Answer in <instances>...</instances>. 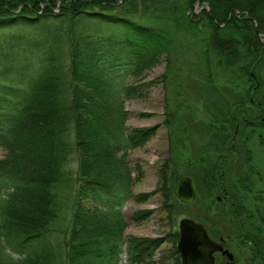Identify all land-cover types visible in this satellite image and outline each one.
Masks as SVG:
<instances>
[{"label":"trees","instance_id":"1","mask_svg":"<svg viewBox=\"0 0 264 264\" xmlns=\"http://www.w3.org/2000/svg\"><path fill=\"white\" fill-rule=\"evenodd\" d=\"M197 4L210 13L196 14ZM1 33L23 39L0 38V93L9 92L0 96L7 152L0 159V264H119L126 245L131 261L156 264L151 259L167 241L181 264L178 230L166 238L125 237L121 211L130 201L147 203L160 193L171 222L189 206L174 195L184 176L174 163L161 171L155 192L134 193L144 172L129 152L157 128L127 127L125 103L141 96L145 72L172 63L177 51L201 60L209 77L211 53L227 68L241 62L250 91L228 111L237 132L222 138L235 151L247 124L264 126V99L256 100L264 90V0H0ZM191 48L199 54L191 56ZM220 166L203 165L191 177L199 196L209 179V197L220 189L233 206L234 192L223 183L227 166ZM67 195L72 214L61 231ZM153 213L137 210L131 222Z\"/></svg>","mask_w":264,"mask_h":264},{"label":"rangeland","instance_id":"2","mask_svg":"<svg viewBox=\"0 0 264 264\" xmlns=\"http://www.w3.org/2000/svg\"><path fill=\"white\" fill-rule=\"evenodd\" d=\"M206 7L197 4L196 14L203 12ZM220 26L224 27L223 24ZM28 34L29 32L25 33L26 37ZM9 35L4 36V33H1V42L23 39L18 34L11 38ZM29 41L30 39L26 38L25 43ZM183 51H177L173 55L172 63L164 60L145 72L144 80L140 82L144 84L141 96L125 103L128 113L127 127L157 128L154 137L144 147L129 152L131 163L140 165L144 172L133 191L135 194L155 192L161 183V171L168 168L169 163H174L184 174L183 177H191L192 174L200 172L203 165L205 168L212 167V164L220 162L219 169L227 166L223 183L225 182L227 189L234 192L236 202L233 206L225 202L223 191L220 189H212L213 197H209V184L213 183L209 179L205 180L207 185L204 187H207V191L199 196L197 190L195 202L181 210L183 214L176 222H171L169 216L162 211L160 193L152 195L147 203L136 204L130 201L121 211L128 224L125 237L166 238L172 230L179 231L180 220L188 217L206 224L211 234L217 238L225 237L228 243L233 245L235 252L242 256L244 264H264L263 254L259 253V249L254 248L246 237L248 234L264 237V126L247 124L241 130L242 134L237 137V149L231 153L228 150L229 142L228 145L222 144L223 137L230 138L238 130L239 126L236 130L228 111L230 109L235 112L236 108L241 106L240 98L248 96L251 82L241 70V62L227 68L220 63L215 52L211 53L209 77L208 68H203L201 60L188 59ZM196 53L191 48V56ZM7 93L9 92L4 90L0 96ZM260 99H264V90L257 94L256 100ZM245 110L263 114V110L253 104H246ZM230 115L232 120L236 121L233 113ZM168 119L175 121L170 128L166 124ZM6 154L0 146V159ZM69 188V185H65L63 189L68 191ZM220 197L222 202L219 201ZM66 198V202L71 203L72 197L67 195ZM70 206L72 203L69 204V209L63 212L65 220L60 219L57 225L61 231L68 229L72 214ZM137 210H153L154 213L150 220L136 224L131 222V215ZM171 249L167 241L157 250L151 259L152 262L176 264ZM128 252L126 245L119 264H138L129 259Z\"/></svg>","mask_w":264,"mask_h":264},{"label":"water","instance_id":"3","mask_svg":"<svg viewBox=\"0 0 264 264\" xmlns=\"http://www.w3.org/2000/svg\"><path fill=\"white\" fill-rule=\"evenodd\" d=\"M206 9L210 12L209 6ZM174 195L185 205L194 203L197 198L194 180L189 176L181 178L175 186ZM179 233L177 250L181 264H214V254L223 251V246L211 239L202 222L188 217L182 218L179 222Z\"/></svg>","mask_w":264,"mask_h":264},{"label":"flooded vegetation","instance_id":"4","mask_svg":"<svg viewBox=\"0 0 264 264\" xmlns=\"http://www.w3.org/2000/svg\"><path fill=\"white\" fill-rule=\"evenodd\" d=\"M221 198V197H220ZM219 201H223L222 198L219 199ZM208 229V233L212 240L218 242L223 246V251L216 252L214 254L215 261L214 264H244V260L242 259V256H239L237 252H235V249L231 243H228L227 239L223 236H219L218 238L209 232L208 226H206ZM243 237H245L243 235ZM249 243L255 248H258V252L263 254L262 259L264 260V237L261 235L256 234H248Z\"/></svg>","mask_w":264,"mask_h":264},{"label":"bare ground","instance_id":"5","mask_svg":"<svg viewBox=\"0 0 264 264\" xmlns=\"http://www.w3.org/2000/svg\"><path fill=\"white\" fill-rule=\"evenodd\" d=\"M208 11V10H207ZM256 23V22H255ZM193 179V178H192ZM194 180V179H193Z\"/></svg>","mask_w":264,"mask_h":264}]
</instances>
